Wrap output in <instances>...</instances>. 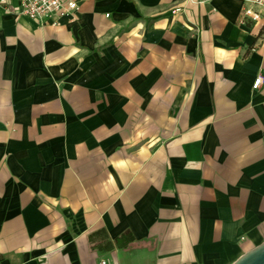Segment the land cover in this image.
<instances>
[{
  "label": "crops",
  "instance_id": "crops-1",
  "mask_svg": "<svg viewBox=\"0 0 264 264\" xmlns=\"http://www.w3.org/2000/svg\"><path fill=\"white\" fill-rule=\"evenodd\" d=\"M74 1L0 6V264H232L264 241V13Z\"/></svg>",
  "mask_w": 264,
  "mask_h": 264
},
{
  "label": "built area",
  "instance_id": "built-area-1",
  "mask_svg": "<svg viewBox=\"0 0 264 264\" xmlns=\"http://www.w3.org/2000/svg\"><path fill=\"white\" fill-rule=\"evenodd\" d=\"M10 5V0H0V6ZM18 15L29 19L41 21L55 15H72L77 8L74 0H17V5L12 6ZM264 13V0H246L241 8V17L256 21ZM264 82V75H258L252 84L257 89ZM101 264H107L101 261Z\"/></svg>",
  "mask_w": 264,
  "mask_h": 264
},
{
  "label": "water",
  "instance_id": "water-1",
  "mask_svg": "<svg viewBox=\"0 0 264 264\" xmlns=\"http://www.w3.org/2000/svg\"><path fill=\"white\" fill-rule=\"evenodd\" d=\"M232 264H264V241L241 254Z\"/></svg>",
  "mask_w": 264,
  "mask_h": 264
},
{
  "label": "trees",
  "instance_id": "trees-1",
  "mask_svg": "<svg viewBox=\"0 0 264 264\" xmlns=\"http://www.w3.org/2000/svg\"><path fill=\"white\" fill-rule=\"evenodd\" d=\"M120 240V238L119 239H117V241H119Z\"/></svg>",
  "mask_w": 264,
  "mask_h": 264
}]
</instances>
